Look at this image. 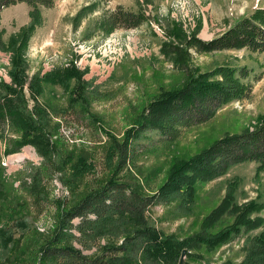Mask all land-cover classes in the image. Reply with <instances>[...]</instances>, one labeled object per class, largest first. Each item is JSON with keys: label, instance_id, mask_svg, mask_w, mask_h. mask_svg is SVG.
<instances>
[{"label": "rangeland", "instance_id": "1", "mask_svg": "<svg viewBox=\"0 0 264 264\" xmlns=\"http://www.w3.org/2000/svg\"><path fill=\"white\" fill-rule=\"evenodd\" d=\"M118 4L142 10L146 20L106 32L97 20ZM258 6H264V0H57L53 7L40 6L44 21L27 42L22 35L30 23L32 6L22 1L3 8L0 83L21 88L24 102L19 104L46 123V132L56 142V163L50 159L44 165V154L30 142L21 150L6 153L0 135V264H41L40 247L55 231L59 204H74L109 175L108 132L122 137L151 99L179 83L182 74L175 68V53H167L164 42L183 45L196 30L209 39ZM152 23L161 26L163 33ZM132 28L136 30L127 33ZM176 30L182 32L183 39ZM70 38L79 41L78 50H73ZM21 40L25 44L20 45ZM16 51L22 57L25 80L21 84L12 75ZM189 52L201 70L223 63L249 65L253 68L252 86L245 97L223 104L209 119L186 128L174 141L157 143L158 133L149 131L151 138L137 142L136 153L123 174L147 193L160 187L180 157L189 158L228 133L254 127L259 114L264 113V52L245 47L212 51L190 47ZM74 65L77 73L65 81L60 69ZM259 72L262 76L257 78ZM38 75L39 84L30 85V79ZM8 90L0 84V91L13 94ZM68 154L73 155L71 159ZM78 161L89 163L84 174L73 180ZM62 163L63 169L59 167ZM226 197L234 203L259 204L261 208H253L249 216L260 217L261 224L240 227L242 237L219 247L193 248L195 258L186 254L183 264H237L247 257L248 236L264 235V168L259 169L255 161L234 164L218 178L197 181L193 200L155 203L146 210L147 219L164 234L191 236ZM236 216V212L224 213L211 231L231 226ZM70 230L79 236L77 229ZM129 234L127 222L116 221L106 226L94 243L90 240L89 246L76 237L72 242L94 254L105 243L112 239L121 243Z\"/></svg>", "mask_w": 264, "mask_h": 264}, {"label": "trees", "instance_id": "2", "mask_svg": "<svg viewBox=\"0 0 264 264\" xmlns=\"http://www.w3.org/2000/svg\"><path fill=\"white\" fill-rule=\"evenodd\" d=\"M22 1L32 6L30 23L22 35V40L27 42L29 34L44 21L40 6L53 7L57 0H0V13L3 8ZM145 20L142 10L129 9L118 4L115 9L106 11L97 22L106 32H111L117 28L139 25ZM176 31L178 37L183 39L182 32ZM22 40L20 45L25 44ZM190 47H195L197 51L245 47L251 51L264 52V6H258L252 12L242 15L225 30L209 39L199 36L196 30L186 38L183 45L164 42L163 49L167 53H175V68L181 72V80L174 87L151 99L122 137L108 132L106 152L109 175L102 184L92 188L74 204H59L60 212L55 231L40 247L41 264H179L183 248H187L186 254L195 258L193 248L203 245L211 249L219 247L242 237L239 236L240 227L250 229L261 224L260 217L249 216L253 208H261L259 204L254 201L246 204L234 203L228 197L203 219L199 231L186 237L164 234L148 221L146 210L158 202L179 198L193 200L197 181L218 178L234 164L255 161L259 169L264 168V113L259 114L254 127L228 133L189 158L180 157L172 164L165 181L153 192L141 191L124 178L123 170L133 159L137 142L142 138H151L149 131L158 133L157 143L174 141L186 128L206 121L220 106L242 99L250 91L252 67L247 64L223 63L201 70L189 52ZM18 51L15 52L12 75L21 84L25 78L22 57ZM60 71L65 72L63 77L66 81L77 73V66ZM261 76L262 72L256 75L257 78ZM241 78L247 80L241 82ZM40 80L38 75L29 82L30 85H38ZM0 84L13 92L10 94L0 91V135L4 137L5 152H16L30 142L44 154V165L47 166L50 159L56 163L53 157L56 142L46 132V123L35 119L19 104L24 102L22 89L4 81ZM37 90L40 91L41 88L38 87ZM92 121L96 123L93 116ZM8 130L11 132L8 133ZM15 132L20 133V136ZM72 156L67 155L68 159ZM76 162L77 160L72 164ZM63 163L65 164L64 161ZM63 163L59 166L61 169L65 167ZM78 163L71 174L73 180L84 174L87 170L86 163L89 162ZM228 211L237 213L235 222L224 229L211 231L213 224ZM76 217L78 221L74 220ZM116 221L127 222V227L131 229V234L125 236L121 243L112 239L102 245L101 251L88 254L72 242V237H76L89 246L87 243L90 240L94 243L97 235ZM72 228L78 230L79 236H75V232L70 230ZM248 240L250 243L247 257L237 264H264V235L248 236Z\"/></svg>", "mask_w": 264, "mask_h": 264}, {"label": "built area", "instance_id": "3", "mask_svg": "<svg viewBox=\"0 0 264 264\" xmlns=\"http://www.w3.org/2000/svg\"><path fill=\"white\" fill-rule=\"evenodd\" d=\"M153 24V26H154V28L159 32H161V33H163L162 32V27L161 26H159L157 23H152ZM136 29L135 28H132V29H129V31H127V33H129V32H132V31H135ZM188 31H190V30H188ZM138 32V31H137ZM188 36H190V35H188ZM116 37L118 38L119 37V35H116ZM138 38H140V37H138ZM70 40H71V45H72V47H73V50H78L79 49V46H80V43H79V41L78 40H76L75 38H70ZM136 40H138V39H136ZM146 43H148V42H146ZM149 44V43H148ZM135 46H136V42H135ZM106 50H108V48H106ZM108 54V52L107 51H105V55H107ZM53 59V61H55V59L54 58H52ZM93 59H95V61H97V59H96V56H94V58ZM75 61L77 62V60H76V57H75ZM0 68H4L3 66H1Z\"/></svg>", "mask_w": 264, "mask_h": 264}, {"label": "water", "instance_id": "4", "mask_svg": "<svg viewBox=\"0 0 264 264\" xmlns=\"http://www.w3.org/2000/svg\"><path fill=\"white\" fill-rule=\"evenodd\" d=\"M187 253V248H183L182 249V252H181V255H180V260H179V264H183V261H184V257Z\"/></svg>", "mask_w": 264, "mask_h": 264}, {"label": "crops", "instance_id": "5", "mask_svg": "<svg viewBox=\"0 0 264 264\" xmlns=\"http://www.w3.org/2000/svg\"><path fill=\"white\" fill-rule=\"evenodd\" d=\"M235 21H236V20H235ZM235 21H234V22H235ZM222 31H223V30H222ZM220 32H221V31H220ZM218 33H219V32H218Z\"/></svg>", "mask_w": 264, "mask_h": 264}]
</instances>
